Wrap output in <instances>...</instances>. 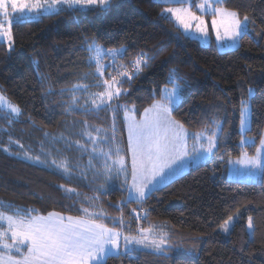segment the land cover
<instances>
[{"label":"trees","instance_id":"1","mask_svg":"<svg viewBox=\"0 0 264 264\" xmlns=\"http://www.w3.org/2000/svg\"><path fill=\"white\" fill-rule=\"evenodd\" d=\"M166 5L156 0H113L107 12L64 7L38 19L14 23L11 51L0 39V93L22 113L9 123L7 110L0 111V202L12 206L4 209L8 212L19 207L36 209L43 215L58 212L79 216L81 207H90L106 213L109 226L123 215L124 221L136 227L161 225L170 234L172 247L166 256L136 249L131 257H111L106 264H264V179L242 182L226 177L229 156L234 159L242 151L240 100L247 98L249 88L255 90V96L251 101V130L247 132L253 144L244 147L248 154L255 152L264 133V0H223L222 7L254 21L249 23L248 37L237 48L223 52L214 43L203 46L195 38H186L175 21L162 13ZM92 39L105 48H127L121 63H129L141 51L154 55L148 68L124 85L127 95L120 103L135 105L137 116L152 103L153 90L162 87L175 68L188 83L175 118L194 133L210 128L212 120L224 122L220 151L152 193L143 205L146 219L135 203L124 207L123 213L118 210L123 192L115 188V180L107 194L90 206L86 198L97 195L89 189L91 173L86 180L69 183L50 164L52 157L63 156L82 166L88 164V155L81 156L75 147L76 141L85 143L80 135L85 121L91 128L110 130V112L85 116L79 108L67 110L74 85L97 83L95 68H89L84 50L86 41ZM99 90L90 87V92ZM76 96L83 107L88 96L81 92ZM122 121L120 113L116 139L126 151ZM51 137H57V142ZM3 147L10 151L4 152ZM25 151L42 160L48 152L51 156L45 165L25 159ZM74 176L78 177L79 171ZM61 185L75 189L79 198L67 199ZM80 200H84L83 205ZM234 215L239 219L233 230L222 236L218 227ZM249 216L254 225L251 241L246 226Z\"/></svg>","mask_w":264,"mask_h":264},{"label":"snow or ice","instance_id":"2","mask_svg":"<svg viewBox=\"0 0 264 264\" xmlns=\"http://www.w3.org/2000/svg\"><path fill=\"white\" fill-rule=\"evenodd\" d=\"M164 2L181 5L165 8L164 12L175 18L186 38L191 37L194 32L207 38L208 27L204 16L210 14L216 40L231 48L248 37L249 23H254L247 15L241 18L238 11L220 7L223 0H201L195 4L194 0ZM112 6L113 0H0V37L7 38L11 51L12 25L25 22L34 12L38 16L40 10L56 13L64 7L74 11L90 9L107 12ZM193 7L201 14L197 15L192 10ZM84 50L88 53L89 68H95L93 75L97 83L91 86L87 83L74 85L72 102L67 110L75 112L79 108L80 113L85 116L110 112V130L102 127L91 128L85 121L80 134L85 143L76 141L75 147L81 156L88 155V164L82 166L73 163L67 156L52 157L50 164L69 183L73 179L86 180L88 173H91L89 189L97 195L86 198L90 206L107 194V188L113 180H122L121 186L127 192V198L117 206L118 210L123 213L124 207L135 203L141 206L140 212L144 213L143 218L146 219L147 212L143 205L152 193L159 190V185L166 180L170 181L173 176L183 174L187 162L206 159L220 151L224 144V122L212 120L210 128L206 126L202 132L190 133L184 123L175 118L174 112L184 102L183 94L188 87L186 79L175 68L170 70L163 86L153 90L152 103L144 108L137 119L135 105L129 108L127 104H121L120 100L127 95L124 85L148 68L155 58L154 55L141 51L129 63H121L127 56V48H105L95 39L86 41ZM105 59L109 63L106 64ZM87 75L85 74V79ZM93 86L100 90L90 92V87ZM77 92L88 96L83 107H80ZM60 94L64 95L63 90ZM254 96L255 90L249 88L247 98L242 97L240 100L242 151L238 158L229 156L227 160L229 165L234 166L235 175L249 180H254L257 176L264 179V136L260 137L259 147H256L254 155H249L244 150L249 142L247 132L251 130V101ZM5 110L10 117L9 123L22 114L18 105L0 95V111ZM120 113L123 114L122 123L127 128V151L116 139L117 115ZM45 136L48 137L49 134L46 133ZM9 139L11 140V136ZM57 139L51 137L53 143ZM68 146L71 148L73 145L69 143ZM19 147L24 146L21 144ZM41 147L43 150V145ZM3 151L9 152L10 149L3 147ZM129 154L130 169L127 163ZM45 156L42 160L39 155L33 157L27 151L23 153L25 159L47 165V157L51 156V152ZM76 171H79L78 177L74 176ZM60 188L65 191L67 199L76 200L80 196L73 188H65V185ZM79 202L83 205L84 200ZM5 208L12 206L0 202V264H106L111 257H131L137 247L150 248L154 253L164 256L172 247L170 234L162 227L149 225L138 228L136 234H132L130 230H123L125 227L130 229V225L124 224L123 215L119 221L113 220V226L109 227L105 222L107 214L103 211H92L90 207H81L82 215L75 217L64 216L58 212L43 215L36 209L19 207L8 212ZM135 218L141 219L139 213ZM234 225L235 220L230 216L220 230L230 234ZM247 227L251 241L254 236L251 216L248 217Z\"/></svg>","mask_w":264,"mask_h":264},{"label":"rangeland","instance_id":"3","mask_svg":"<svg viewBox=\"0 0 264 264\" xmlns=\"http://www.w3.org/2000/svg\"><path fill=\"white\" fill-rule=\"evenodd\" d=\"M156 1H157V2H160V3H163V4H168V5H166V6L163 7V9H162V13L165 14V15H167V16H169V17H171V15H170L169 13H165V12H164V9H165V8H169V7L175 8V7H180V6H181L180 4H177V3H171V2H169V3H165L164 0H156ZM200 2H201V0L196 1V3H200ZM184 6H187V5H184ZM219 6L222 7L221 5H219ZM222 8H224V7H222ZM225 9H226V8H225ZM192 10H193L197 15H200V14H201V13L199 12V10L196 9V8H195V9H192ZM43 14H49V13H48V12H45V11H43V10H40V14H39L38 16H37V15L35 14V12H34V13L31 15V17H30L29 19H38V18H39L41 15H43ZM171 18L175 21L176 25L178 26V24H177L175 18H173V17H171ZM204 19H205V22H206L207 27H208V37H207V38L202 37V36H200L198 33H195V32H194L193 35L191 36V38H195V39H197V40L200 42V44L203 45V46H208V45H211L212 43H214V44L216 45L217 49H218L219 51H222V52H223V51H227V50L235 49V48H237V47L239 46L240 43H239L238 45H236V46L230 48V47H227L226 44H221L220 42H218V41L216 40L215 31H214L213 28H212V16H211L210 14H209V15H205V16H204ZM178 27H179V26H178ZM179 28H180V29L182 30V32H183V29H182L181 27H179ZM0 39H1L3 42L6 43L8 49H9V41L7 40V38H5V37H0ZM12 47H13V40L11 41V48H12ZM104 62L107 64L109 61H108V59H105ZM0 95H2V94L0 93ZM149 106H150V105H149ZM149 106H148V107H149ZM129 108H131V107H129ZM142 113H143V112H142ZM142 113H141V114H142ZM141 114H140V115H141ZM140 115L137 116V119L140 118ZM124 128H125V131H126V151H127V128H126L125 125H124ZM189 132H190V131H189ZM190 133H194V132H190ZM247 136L249 137V142H248V144L245 145L244 147L253 144V138H252L251 136H249L248 134H247ZM262 136H264V133H263ZM257 147H259V144H258ZM255 151H256V150H255ZM254 154H255V152H254L253 154H249V155H254ZM212 157H213V156L208 157V158H206V159H199V160H194V161H189V162H187L183 174H184L185 172H187L190 168H192V167H194V166H197V165H199V164H202V163H205V162L209 161ZM236 158H238V157H236ZM236 158H234V159H236ZM127 163H128V167H129V169H130V166H131V158H130V154L128 155ZM235 167L238 168L239 166H235ZM233 168H234V166L229 165V164L227 165L226 177H227L229 180H233V181H242V182H258V181L261 180V178H260L259 176H257V178L254 179V180H249V179H247L246 177H243V176H237V175L234 174ZM181 175H182V174H181ZM179 176H180V175H176V176L171 177L170 181H169V180H166V181H164V183H163L162 185H159L158 187L161 188L162 186L166 185L167 183L171 182L172 180H174L175 178H177V177H179ZM130 179H131V177H130V173H129V180H130ZM114 184H115V186H116L115 188L120 189V190L123 192V195H122L121 199L119 200V202H120V204H121V202L127 198V192L125 191L124 187L121 186V185H122V180H115V181H114ZM61 214H62V213H61ZM44 215H47V214H44ZM62 215H64V216H69L68 214H62ZM70 216H73V215H70ZM74 217H75V216H74ZM231 217H233V219L235 220V223H236L237 220H238V219H236V218L238 217V215H234V216H231ZM114 220L119 221V219H117V218L114 219ZM130 223H131V222L128 221V220H125V221H124V224H125L126 226L130 225V229L127 228V227H125V228L123 229L125 232H127V231L130 230L132 234H136L137 229H138V228H142L141 226H137V227H136V226H134L133 224H130ZM222 224H224V222H223ZM222 224H221V225H222ZM247 224H248V218H247V220H246V226H247ZM221 225L218 227V231L220 232V234H221L222 236H224V237L228 236L229 234H225V233H223V232L220 230ZM108 226H109V225H108ZM158 226H159V227H162L161 225H158ZM109 227H112V226L110 225ZM247 231H248V233H249V229H248V227H247ZM137 249H142V248L137 247ZM142 250L152 251L150 248H148V249H142Z\"/></svg>","mask_w":264,"mask_h":264}]
</instances>
